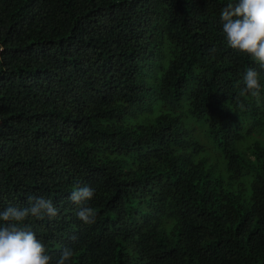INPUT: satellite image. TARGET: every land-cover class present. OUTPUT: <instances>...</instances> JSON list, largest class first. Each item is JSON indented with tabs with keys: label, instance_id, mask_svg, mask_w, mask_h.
<instances>
[{
	"label": "trees",
	"instance_id": "16d2710c",
	"mask_svg": "<svg viewBox=\"0 0 264 264\" xmlns=\"http://www.w3.org/2000/svg\"><path fill=\"white\" fill-rule=\"evenodd\" d=\"M230 2L0 0V209L53 202L26 222L50 264H264V66Z\"/></svg>",
	"mask_w": 264,
	"mask_h": 264
},
{
	"label": "clouds",
	"instance_id": "9594fccd",
	"mask_svg": "<svg viewBox=\"0 0 264 264\" xmlns=\"http://www.w3.org/2000/svg\"><path fill=\"white\" fill-rule=\"evenodd\" d=\"M220 15L229 46L264 66V0H234L221 9ZM259 75L253 68L246 70L241 95L258 94ZM94 196L95 189L84 185L77 187L69 197L80 206L77 216L85 224L95 222V210L88 204ZM45 215H58L53 202L31 195L27 198V206L0 209V264H50L52 258L46 254L45 246L26 223L29 218L42 219ZM73 256L74 250L66 247L55 264H71Z\"/></svg>",
	"mask_w": 264,
	"mask_h": 264
}]
</instances>
